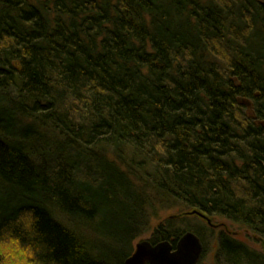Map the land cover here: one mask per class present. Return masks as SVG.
Masks as SVG:
<instances>
[{
	"label": "trees",
	"instance_id": "obj_1",
	"mask_svg": "<svg viewBox=\"0 0 264 264\" xmlns=\"http://www.w3.org/2000/svg\"><path fill=\"white\" fill-rule=\"evenodd\" d=\"M174 209L264 241V1L0 0V264H124Z\"/></svg>",
	"mask_w": 264,
	"mask_h": 264
},
{
	"label": "rangeland",
	"instance_id": "obj_2",
	"mask_svg": "<svg viewBox=\"0 0 264 264\" xmlns=\"http://www.w3.org/2000/svg\"><path fill=\"white\" fill-rule=\"evenodd\" d=\"M183 210L185 211L187 209H174L172 211H162L161 213H159V218L152 220L150 229L134 241L133 247L135 248L136 244L143 240H149L153 230L160 223H163V220L167 219L171 215L178 214ZM211 218L213 220V224L219 225V227L208 226L204 220L196 216L178 219V221L176 222V226H178L181 230H187V232L198 231L201 235L204 244V250L202 252L199 264H216L215 254L217 251V237L221 231H225L229 235H232L234 238L243 241L251 248L264 253L263 239L255 235L253 232L249 231L241 225L234 224L225 218L218 216ZM205 227L209 230H207Z\"/></svg>",
	"mask_w": 264,
	"mask_h": 264
},
{
	"label": "water",
	"instance_id": "obj_3",
	"mask_svg": "<svg viewBox=\"0 0 264 264\" xmlns=\"http://www.w3.org/2000/svg\"><path fill=\"white\" fill-rule=\"evenodd\" d=\"M196 216L204 220L208 226L219 227L213 224L211 217L197 210H186L169 218ZM203 252L200 238L193 232H185L178 240L176 248L169 241H161L152 244L149 240H143L136 244L134 252L124 264H196Z\"/></svg>",
	"mask_w": 264,
	"mask_h": 264
},
{
	"label": "flooded vegetation",
	"instance_id": "obj_4",
	"mask_svg": "<svg viewBox=\"0 0 264 264\" xmlns=\"http://www.w3.org/2000/svg\"><path fill=\"white\" fill-rule=\"evenodd\" d=\"M260 1H264V0H260ZM201 240V239H200ZM177 242H178V240H177ZM177 242L175 243V244H173L172 242H170L171 243V245H172V247H173V250L176 248V245H177ZM201 243H202V245H203V250H204V244H203V241L201 240ZM153 244V243H152ZM133 252H134V250H133ZM132 252V253H133ZM132 255V254H131ZM130 255V256H131ZM201 258V257H200ZM200 261V260H199ZM199 261H198V263H196V264H199ZM125 263V262H124Z\"/></svg>",
	"mask_w": 264,
	"mask_h": 264
}]
</instances>
